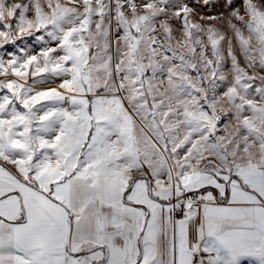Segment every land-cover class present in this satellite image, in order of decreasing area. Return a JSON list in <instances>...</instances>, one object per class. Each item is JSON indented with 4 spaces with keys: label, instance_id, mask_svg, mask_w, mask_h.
<instances>
[{
    "label": "snow or ice",
    "instance_id": "snow-or-ice-1",
    "mask_svg": "<svg viewBox=\"0 0 264 264\" xmlns=\"http://www.w3.org/2000/svg\"><path fill=\"white\" fill-rule=\"evenodd\" d=\"M0 264H264V0H0Z\"/></svg>",
    "mask_w": 264,
    "mask_h": 264
},
{
    "label": "rangeland",
    "instance_id": "rangeland-1",
    "mask_svg": "<svg viewBox=\"0 0 264 264\" xmlns=\"http://www.w3.org/2000/svg\"><path fill=\"white\" fill-rule=\"evenodd\" d=\"M205 11L208 12V14H212V13L216 12L217 10L216 9H212V10L205 9Z\"/></svg>",
    "mask_w": 264,
    "mask_h": 264
}]
</instances>
